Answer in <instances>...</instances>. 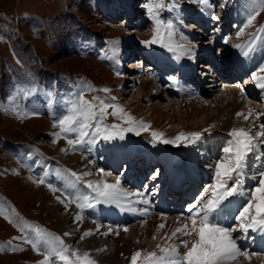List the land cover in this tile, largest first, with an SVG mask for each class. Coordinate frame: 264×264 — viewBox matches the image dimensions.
I'll list each match as a JSON object with an SVG mask.
<instances>
[{
    "label": "rangeland",
    "instance_id": "rangeland-1",
    "mask_svg": "<svg viewBox=\"0 0 264 264\" xmlns=\"http://www.w3.org/2000/svg\"><path fill=\"white\" fill-rule=\"evenodd\" d=\"M136 1L130 0V4L125 2L132 13L134 11L137 12L139 9V6L135 7ZM199 1L165 0L163 1V7L155 9L165 25H167V17L176 21L174 26H172V34H175V38H172L170 43L171 47L176 50L172 51L169 49L172 58L175 59V64L178 63L175 66V74L180 73L181 58H184L189 53L187 51L190 47L188 44L191 43L190 39L192 36L184 33L191 28L201 27H196L192 19L194 16L192 12L198 10V5L207 7L205 2L199 3ZM239 1L246 8L245 13L247 16L256 14L253 23L248 27H244L245 30L243 32L245 35L242 36V39L245 40L251 35V31L255 34L256 29L259 27L255 26V23L260 25V20L263 17H261L262 13L258 15V11L262 5L264 6V0ZM98 2V0H0V78L2 80V83L0 81V94L4 98L3 101H0V208L3 209L4 213L0 215V264H30L42 257L36 250L29 247L24 240H21L23 238L21 233L27 223L25 219H33L40 225L46 224L49 229L63 233L65 239L72 243L70 244V250L72 245V248L78 250L81 254L88 252L98 264H114L108 260L109 256L118 254L117 248L120 250L123 244L129 246L130 250L128 254L125 255L124 253V256H120L122 257L119 259L120 261L118 260L120 264H129L126 260L130 256L132 258V255L137 250H143L142 254L155 251L159 256L162 255L161 248L171 246L173 243H175L176 247L183 248V245L176 240L179 235L176 237L172 236L175 229L180 227L178 220L173 221L172 218H165L158 212L152 213L151 216H143L141 220L137 218L139 212L144 215L147 214L159 201L158 192H155V195H149V193L154 189L157 190V186L162 183L161 179L163 177L162 175V177L160 176L161 178L153 180V175L157 176L158 166L154 167V169L153 166L150 168L144 166L142 168L147 162V157L145 156L142 164L141 155L139 154H147L156 161L160 158L165 159V156H168L167 162L170 165L173 164L174 169H180L188 173L192 169V161L197 153L195 145L164 143L168 146L166 150L162 142L163 139H173L181 132L200 131L203 135L207 133L209 137L218 135L224 142V137L229 136L228 133L233 127L253 130L258 127L256 123L252 122L257 116L258 110L254 105L255 101H250L249 104L245 103L247 96H245L243 85L234 84L231 75H229L230 77H222L220 80L216 77L213 79L212 72H209L208 81L214 80L211 86L209 83L206 84L205 81L203 84H195V86H199L203 90L201 96L187 84L180 86V89L186 93L187 97L181 96V100L177 97L171 98L176 91L175 88L168 92L169 96L165 95L163 89H158L154 76L146 75L143 77L144 74L141 75V71L138 69L140 61L136 60L137 57L127 58L129 55L133 56V52L136 51L137 43H132V38L137 37L145 40L149 36H153L156 28L154 20L149 17L152 22L149 21L145 25L141 23L136 25L135 19H132L131 23L124 28L123 23L125 20H123V17H125L124 14L126 15V8L120 7L121 9H118V11L113 10L111 12L112 8L109 6L106 8L107 13L103 14L102 9L97 5ZM168 8L173 11L169 12ZM222 8H226L224 2H222ZM195 17L199 19L198 15H195ZM221 23H224V21L221 20ZM246 23V20H244L243 25ZM228 24V19H226L225 25ZM81 31L94 34L99 39H108L109 41L105 40L102 43L98 42L90 45L89 56L82 57L73 49L72 41L74 39H71L75 35H80ZM199 34L201 37L198 38L208 36V33L205 35ZM262 36H264V31H262ZM92 39L96 41V38ZM203 40L206 39H197L193 43ZM209 41L211 39L207 42ZM217 41L222 42V36H219ZM230 45L231 42H228L223 47L225 54L223 58H218L219 62L227 58V53L230 52ZM160 46L162 49L164 48L163 44H160ZM180 46H184L183 49ZM121 51H125L123 53L125 54L124 56ZM197 53L198 51L192 56ZM251 54L254 55V53ZM92 55L94 56L92 57ZM119 55L123 56V59ZM100 56L103 57L104 63L109 66H112V59H115L118 63L122 62L125 66V72L121 75L113 73L111 71L113 68L103 65L99 60ZM24 59L28 60V65L40 66V70L38 69L34 74L27 72L25 69L29 66L22 62ZM242 60L245 61L243 63L251 61V59L243 56L237 61L242 66ZM131 63L137 66L135 70L129 67ZM119 67L122 66L119 64ZM18 70L20 73H17ZM19 77L25 82L37 80L51 84H57L59 81L73 83L78 77L88 78L91 80L93 88L88 100H91V97H95L96 93H100L102 100L104 98L108 102L116 100L115 105L122 106L124 112L130 114L137 123L143 122L150 127L147 130H140L139 134L136 131H125L123 139L117 137L113 140L103 139L105 134H112L111 128H108L107 133H105V128H103L100 137L89 135V142L93 143H89V155H87L83 145H81L82 150L79 149L76 153L71 152L67 141L62 136L57 139L58 145L50 142V135L59 132V127L54 126L56 124H52L44 116L33 115L35 112L30 110V105L32 104L37 108H39V105L45 111H49L52 108L51 105H58L56 99L49 100L44 96L32 98L33 90L21 88L18 85ZM142 78L151 79L155 84L147 89L148 92L145 96L142 95L143 91L140 84ZM249 81L250 79H247L245 83ZM226 85L231 86V91ZM105 88L110 89V91L104 92L103 89ZM10 95L14 98L19 110L12 107L5 99V96ZM49 95H52L51 91H49ZM185 98L191 100H189L188 104L183 105L182 101ZM11 108H14V113L10 111ZM234 109L238 110L236 113L243 111L245 115L251 109L253 115L244 121L243 116L238 117L235 113L232 116V120H230L231 126H227L225 117L228 113H232ZM113 110L112 108L106 111L111 113ZM152 110L154 111L153 113L151 112ZM261 111L263 112L261 117L264 118V103ZM108 116L114 118L111 126L128 127L126 116L123 119L119 115H106V117ZM153 118L154 123L152 122ZM257 123L259 124L260 122ZM124 124L126 127L123 126ZM160 127L163 129H160ZM222 127L226 128L222 129ZM58 129L59 131H57ZM152 131L162 132L164 134L163 138L161 140L134 139L129 133L131 132L133 136L139 138H144V135L148 138H153ZM255 131L258 133L260 130L255 129ZM29 143L41 146L46 152L61 158L77 172V175L85 172L80 173L81 170L78 164L76 162L71 164L67 159L80 155L85 163L84 166L89 169L87 173H90V175L83 176V179H81L83 185L76 191H72L68 184L53 186L55 191L53 188L43 186L38 183V173L34 171L29 173L24 169V164L21 163L17 150L12 149L10 151L11 147L23 146ZM126 147L127 157H131L134 151V154H136L129 166L130 171L129 169L127 170L129 164L127 159L117 161L118 155L120 158H125ZM131 148H134V150ZM64 149H67V151H64ZM210 149H213V146H210L207 152ZM100 156L105 158L100 159ZM153 163L157 164V162ZM92 165H95L96 168L93 169ZM99 169H104V173H101ZM105 173L108 175L105 176ZM117 177L120 178L124 186H127V192L132 193L130 191L134 190L133 193L138 191L144 193V197L150 202L148 204L140 202L141 198L136 196L123 198L120 203H127L128 200L129 204L121 205L116 212L120 222L113 221L115 219L114 215L108 212L113 204L103 202L96 204L95 201H92L95 204L94 207L80 208L77 206L80 202L77 199L78 197L91 193V190L87 188V181L106 180L108 183H114ZM183 177L181 176L180 179H183ZM151 181L152 183L150 184ZM192 187L193 184L190 188ZM69 198L72 200L71 206L68 205L70 204L68 202ZM7 201L12 205L13 212L19 218L12 217L6 213L4 207ZM175 205L174 210L176 211L179 208L178 201L175 202ZM105 208H107L106 213L99 220L100 212ZM135 209L137 210L135 211ZM65 213H71L74 216L71 217V214L64 215ZM76 217H79L77 222H75ZM131 219L137 221L134 222ZM94 221L101 224L97 225ZM183 222H186L185 218ZM149 223L151 225H148ZM160 225H164V227L161 228L159 227ZM125 228H127V231H125ZM110 229L112 231H109ZM105 230L110 233L105 232ZM66 233H70V235H65ZM86 233L89 234L86 235ZM52 236L54 235L52 234ZM120 237H122V244L116 241ZM128 241L131 242V245L128 244ZM243 241L242 237L239 240L240 245H244ZM5 242L10 245V249L7 251L3 245ZM18 242H23L25 246L22 247L23 245L18 244ZM255 246L257 245H250L247 249L251 250ZM14 248L16 249L15 251L12 250ZM254 253H258V255L254 256L262 257L264 248ZM240 258L245 259V257ZM49 259L51 261V257ZM111 260L113 259L111 258ZM58 264H61V262L59 261ZM231 264H264V258L258 259L252 256L250 262L237 263L233 261Z\"/></svg>",
    "mask_w": 264,
    "mask_h": 264
},
{
    "label": "snow or ice",
    "instance_id": "snow-or-ice-1",
    "mask_svg": "<svg viewBox=\"0 0 264 264\" xmlns=\"http://www.w3.org/2000/svg\"><path fill=\"white\" fill-rule=\"evenodd\" d=\"M145 7L149 16L155 21L156 28L152 38L143 41V43L145 45L163 44L165 47H169L170 50L175 51V48L165 43V37H170L171 35V24L165 25L155 11L157 7H163V0H149ZM255 18L256 14L249 15L245 27L250 26ZM211 19L219 21L220 17L212 15ZM183 47L180 46L181 49ZM237 47H240V45H237ZM187 51H191V49L189 48ZM244 55H248V52L245 51ZM259 72L264 73V66H261ZM251 77L254 84L264 90V74L253 72ZM103 91L109 92L110 89L105 88ZM113 99L115 98L113 97ZM96 101H99V103L97 104ZM108 108H113V112L108 113L106 111ZM35 114L33 113V115ZM108 114L119 115L122 119L126 116L128 127L112 125V134H105L103 136L105 140H113L117 137L123 139L125 131H136L139 134L140 130H147L150 127L143 122L137 123L130 114L124 112L122 106H114L98 97L93 100H87L83 95H80L78 100L71 104L68 114L59 118L57 124L54 125L58 126L60 131L53 133V136L56 139H59L61 135L67 138L69 134L76 133L78 138H68V144L73 147L82 145L86 142L90 129L95 127L97 134L101 132V128L95 125L93 121L98 116L102 119ZM236 115L238 117L243 116L245 120H248L253 115V111L250 109L247 115L241 111L236 113ZM256 115L259 116V113ZM260 128L262 130L255 137L251 135V129L243 127H233L228 133L229 140L222 149V158L211 165L213 183L205 187L202 194L198 197V203L187 206V222L172 233L173 237L179 234V243L183 245L184 250L182 251L176 247L175 243L161 248L162 255L159 256L155 251L142 254L143 250H137L132 255L131 264H231L233 261H238L240 257H246L251 260L253 255H258V253H250L247 250V246L249 243L254 242L256 236H259L261 241H264V151L257 152L260 148L257 139L264 138V124L260 125ZM104 131L105 133L108 132L107 126ZM152 136L155 140H161L164 134L152 131ZM202 138L203 133L200 131L181 132L175 138L163 139L162 142L196 145ZM64 151H67V149H64ZM250 154H255L257 167H255L253 175L246 177L245 173L249 168L248 160ZM99 171L104 173V169H99ZM71 175L76 180H81L84 175H90V173L81 175L71 173ZM106 175L108 174L105 173ZM155 178L156 176L153 175L152 179L155 180ZM245 179L250 180L254 186L250 189H245ZM38 183H45V178H41ZM86 183L91 193L77 198L80 201L77 206L80 208L94 207L95 204L92 201H95L96 204L101 202L117 204L128 196L140 197V202L145 204L150 202L144 197V193H129L123 189L119 177L114 183H108L106 180L87 181ZM48 186L53 188L51 184ZM53 190L55 191L54 188ZM155 192L156 190L154 189L149 195H155ZM68 202L71 203L72 200L69 198ZM2 214H4L3 209L0 208V215ZM228 214H231V224H228ZM77 218L79 219V217ZM226 224L228 226H225ZM159 227L162 228L164 225ZM34 230L35 238L26 239L37 251L42 246L46 247L49 256H46L42 264H54L57 258L61 264H98L88 252L81 254L78 250H72L71 254H69L70 246L65 245L60 237H54L38 226ZM109 231L112 230L110 229ZM125 231H127V228H125ZM236 232L243 236L245 241L244 250L238 244V238L233 236V233ZM250 232L252 233L251 235L249 234ZM65 235H70V233ZM41 241H43V245ZM12 250L15 251L16 249ZM49 257H51V261Z\"/></svg>",
    "mask_w": 264,
    "mask_h": 264
},
{
    "label": "bare ground",
    "instance_id": "bare-ground-1",
    "mask_svg": "<svg viewBox=\"0 0 264 264\" xmlns=\"http://www.w3.org/2000/svg\"><path fill=\"white\" fill-rule=\"evenodd\" d=\"M130 1V0H129ZM129 1L128 0H125V2H127V3H129ZM208 7V6H207ZM129 20V18H127L126 19V21H128ZM125 22V21H124ZM192 43V42H191ZM191 43L190 44H188L189 46H191ZM250 59H251V61L250 62H248V63H243V62H245V61H243L242 60V63H243V66L245 67V68H249V66L252 64V62H254L255 64H256V61L254 60V55H252V54H250V57H249ZM133 63V62H132ZM129 64V67L130 68H132V69H134L135 70V68L137 67V66H135V64ZM178 64V63H177ZM128 68V67H127ZM204 68H206V67H204ZM144 69V68H143ZM147 69H156V66L154 65V66H152V67H149V68H147ZM203 73V72H202ZM201 73V74H202ZM209 72H207L206 73V76L204 77V81H208V79H209V74H208ZM230 74H228V75H225V76H223V78H225L226 76H229ZM130 76V75H129ZM146 75H143V77H145ZM131 77V76H130ZM230 77V76H229ZM134 78H137V77H134ZM219 79V78H218ZM232 80V79H231ZM140 84H141V88H142V95L143 96H145L146 94H147V89L149 88V87H153L155 84H154V81L153 80H151V79H149V80H147V79H144V78H142V80H141V82H140ZM202 87H203V85H202ZM226 87H228V89L230 90L231 89V86L229 87V85H226ZM233 87H235V86H233ZM235 89H236V87H235ZM231 91V90H230ZM237 91V90H236ZM190 92V91H189ZM188 95V94H187ZM230 95V94H229ZM189 100H191V99H189V98H185V99H183V105L185 104H188L189 103ZM234 100H235V98H234ZM234 104V103H233ZM238 108V107H237ZM150 109H151V107H150ZM238 110H239V108H238ZM237 109H234L233 111H232V113H228L227 114V116L225 117V122H226V125L227 126H231V121L230 120H232V116H234L235 115V113H236V111H238ZM152 113L154 112L153 110L151 111ZM223 118V117H222ZM165 120V119H164ZM164 120H163V122H164ZM171 121V120H170ZM152 122L154 123V118L152 119ZM169 123V122H168ZM153 127H154V125H153ZM152 127V128H153ZM226 127H222V129H225ZM160 129H163V128H161L160 127ZM67 160H69V162L72 164V162H76L77 164H78V166L80 167V173H83V172H85V173H87L88 171H89V169H87L85 166H84V162H83V160H82V158H81V156L80 155H75L74 157L72 156L71 158H68ZM76 165V164H75ZM183 178H185V176L183 177ZM176 201H178V200H176ZM60 204V203H59ZM57 205V204H56ZM179 207V206H178ZM67 214H71V213H65L64 215H67ZM72 215V214H71ZM120 215V214H119ZM74 216V214L71 216V217H73ZM173 219V218H172ZM227 219H228V221L229 220H231V217H227ZM152 223V222H151ZM72 225V224H71ZM148 225H151L150 223L148 224ZM242 239V238H241ZM117 242H119V243H123V242H121L122 241V237H120V238H118L117 240H116ZM243 243L245 244V241H243ZM242 243V244H243ZM128 244L129 245H131V242L130 241H128ZM247 247H250V244H248V246ZM254 248V247H253ZM117 250L119 251V253L118 254H114V255H110L109 256V261H111V262H113L114 264H120L119 262H118V260L119 259H121L122 257H120V256H122L124 253H125V255L126 254H128L129 253V250H130V248H129V246H126V245H122L121 246V248H120V250H119V248H117ZM134 253V252H133ZM132 253V254H133ZM131 254V255H132ZM124 256V255H123ZM104 257V256H103ZM107 257V256H106ZM113 259V260H111V258ZM130 258V259H129ZM126 261H128L129 262V264H130V261H131V256L129 257ZM106 259V258H105ZM120 261V260H119Z\"/></svg>",
    "mask_w": 264,
    "mask_h": 264
}]
</instances>
